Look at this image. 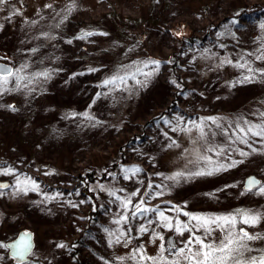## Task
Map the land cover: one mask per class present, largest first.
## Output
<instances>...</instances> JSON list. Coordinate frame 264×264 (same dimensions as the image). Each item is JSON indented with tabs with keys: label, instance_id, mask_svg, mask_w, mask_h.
<instances>
[{
	"label": "rangeland",
	"instance_id": "1",
	"mask_svg": "<svg viewBox=\"0 0 264 264\" xmlns=\"http://www.w3.org/2000/svg\"><path fill=\"white\" fill-rule=\"evenodd\" d=\"M0 9V62L13 71L27 65L19 75L29 79L49 73L0 95V182L10 183L0 188V264H17L1 243L20 230L38 233L32 259L40 264H164L161 256L187 264L167 250V238L190 255L193 236L208 243L224 235L215 225L210 235L196 230L192 216L238 210L260 217L253 225L237 218L235 231L256 237L251 248L244 241L242 258L263 256L264 193L245 192L243 183L255 174L264 185V138L249 134L240 143L237 124L264 125V0H7ZM241 9L252 14L231 23ZM208 26L211 36L200 44ZM191 28L198 38H182ZM169 48L179 51L177 62H168ZM245 62L253 73L236 66ZM117 74L126 83L101 87ZM94 165L99 206L83 209L74 175ZM201 170L211 174L190 175ZM178 172L184 175L167 179ZM18 178L39 187L18 190ZM142 200L173 229L157 212L134 216ZM176 221L193 231H175ZM137 249L145 259L133 258Z\"/></svg>",
	"mask_w": 264,
	"mask_h": 264
},
{
	"label": "snow or ice",
	"instance_id": "2",
	"mask_svg": "<svg viewBox=\"0 0 264 264\" xmlns=\"http://www.w3.org/2000/svg\"><path fill=\"white\" fill-rule=\"evenodd\" d=\"M7 2V0H0V5H3ZM50 7V6H49ZM2 10V9H0ZM71 10V8H69ZM233 24H238L239 22L236 20L231 21ZM261 27L264 28V22H261ZM92 35V33H83L81 38L84 36ZM32 51H36V49H32ZM258 59H264V56L258 57ZM224 63H231V60L225 59L222 61ZM147 64H159V61H148ZM239 68L246 69L248 73H253V69L248 65L247 62L243 64L236 65ZM27 65H22L20 68L13 69L11 68H0V95H3L6 91H15L21 87V85L24 83V81H27V84H31L33 79L44 77L45 79L48 78L49 73L48 72H37L34 74H31L32 79H29L28 76L25 75H19L22 71H26ZM145 76L149 75V73H143ZM264 75V72L261 73ZM134 78V76L132 77ZM254 77L252 75H244L243 80H251ZM126 77L120 76L119 74L114 75L111 78L105 79L101 85V87H108L109 85L117 86L118 83H126ZM12 85L11 88H9V85ZM27 86V85H24ZM100 95L99 93L97 94ZM106 95V94H105ZM11 107V106H10ZM14 110V109H13ZM85 119L92 120L93 117L89 116L87 112L84 114ZM247 124L248 122L245 121ZM197 129H199L201 133V138L204 136V130L201 125H196ZM237 129L241 133L240 136H237V140H239L240 143H248L246 137L250 134L252 136H257L260 138H264V125H249L247 128L240 127L239 124H237ZM207 151H213L212 148H208ZM223 151V150H221ZM241 155H245V153H241ZM199 159L204 160L208 163H211L210 157L201 156ZM233 163H236L235 161ZM224 165H219L218 168H223ZM218 168H214L211 171L218 170ZM127 171V170H126ZM137 171H139L137 169ZM211 171L205 172V171H196L193 173H190V175H205V174H211ZM184 173L178 172L174 176L167 177L169 180H176L178 177L183 176ZM259 181L255 179H249L247 181L248 189L250 190L254 185H259ZM29 186L35 190L39 187V185L30 178H26L24 180L17 179V189L21 191H27ZM8 185H2L0 184V188H7ZM261 193H264V185H261L259 188ZM114 195V193H110ZM131 201L125 202L124 206L128 207ZM144 204V201L142 200L139 204L135 205V211L133 212V215H143L145 213H148L149 211L157 212L159 218L164 221V227L168 228L169 230H172L174 225L173 222L165 216L163 211H159V209H148L147 207H142L141 205ZM184 215H189L188 213H184ZM240 218V222L244 224L253 225L259 220V216L255 214H251L248 211L245 210H238L235 214L228 215V216H218L214 218L209 217H201V216H192L191 219L193 221H196L198 223L199 228L196 230H199L200 228L204 229V231L210 235L211 234V226L215 225L217 228H220L224 235L218 240V242H205V238H198L193 236L191 239L188 240L185 247L188 248V252L191 253L190 255H186L183 248L181 249H175V246L173 244H169L168 251L172 252L175 251L176 255L181 256L184 258L185 261H187V264H264V256L252 259H243L244 252L247 251V245L244 243V241H250L255 239L256 237L250 236L246 231L241 229L239 233L235 231V226L237 223V218ZM127 219V217L122 216L121 220ZM121 220H116L115 223L119 224ZM151 223V221H150ZM183 229H188L187 224L181 225L179 221H176L175 224V231L182 232ZM189 231H193V229H188ZM140 231H145L144 227L140 228ZM27 233L23 234L21 237V240L18 244L13 245L15 249V254L23 258V255L28 249V244L26 241ZM123 235V233H121ZM160 239H163V237H159ZM192 244H196L199 247L196 249L195 252H192L191 247H189ZM60 247H64V245H59ZM161 250L164 251V245H161ZM136 255L140 256V259L143 260L145 257L141 254L140 250H134L133 258H135ZM147 259L156 261V258L154 257H148ZM160 261H164V264H167V261L163 256L160 257ZM159 264V262H157ZM173 264H181L180 260L173 261Z\"/></svg>",
	"mask_w": 264,
	"mask_h": 264
},
{
	"label": "trees",
	"instance_id": "3",
	"mask_svg": "<svg viewBox=\"0 0 264 264\" xmlns=\"http://www.w3.org/2000/svg\"><path fill=\"white\" fill-rule=\"evenodd\" d=\"M251 14L252 13L250 11H247V9H241L240 13L235 15L234 20L238 21L239 19H241L242 15L246 16V15H251ZM206 18H209V16H207ZM199 21L201 23H203L204 18H202V17L199 18ZM222 21H223V19L222 20L219 19L217 21H215L213 19L211 20V22H214V24H221ZM216 26H218V25H216ZM193 28H191L192 32H190V34L194 33L193 32L194 31ZM83 30L85 31L86 29H83ZM211 31H212L211 26H208L207 31L205 33H203V36L200 37V39H199V43L200 44H203L207 40V38L211 36ZM181 37L185 38L188 41H194L195 38H198V37H195L194 34L192 36L191 35H181ZM178 40L182 41L181 38H178ZM166 51L169 54V57H168L169 61L168 62H170V61L177 62V57H178L179 51L172 50L171 48L166 49ZM162 62L164 63V62H167V61H162ZM173 66H175V65H173ZM174 101H175V99L172 100L173 103H171V105L169 106V110L163 111L161 113L165 114L167 112H170L173 109V107H174L173 106L174 103H175ZM156 122H157L156 118H152V119H149L148 121H146L143 124V128L145 129V132H146L147 128L151 127ZM133 136L134 135H132L131 137L127 136V138L124 139V141H129V143H131L132 141H134V138H132ZM84 166H86V165H84ZM96 168H98V167L95 166V167H93V168H91L89 170H85V167L83 168V166H82L81 170H79L78 173L76 175H74L75 178H76L75 182L80 187V189H79L80 190V195L83 196L84 199H85V203L86 204L84 206H82L83 209H88V208H90V206H95V205H96V207L99 206V200L96 198L95 191H94L95 187H96V184H97V180H95L96 177H97ZM7 238H9V237L7 236L5 241L8 240ZM246 243L248 245H250L249 248H251L254 245L251 242V240H250V242L247 241ZM72 248L73 247H71V250H72ZM257 251H258L257 252L258 253L257 256H259L260 254H262L264 256V242L258 245ZM72 254H73V252H72ZM73 257L75 258V256H73ZM71 263H73V264H82V262L79 263L77 258L75 260H72Z\"/></svg>",
	"mask_w": 264,
	"mask_h": 264
},
{
	"label": "water",
	"instance_id": "4",
	"mask_svg": "<svg viewBox=\"0 0 264 264\" xmlns=\"http://www.w3.org/2000/svg\"><path fill=\"white\" fill-rule=\"evenodd\" d=\"M0 68H11L13 69V67L7 63H4V62H0ZM249 179H255L257 181H259V185H254L250 190L248 189V186H247V181ZM0 184L2 185H8L9 187V182H0ZM263 184V180L258 177L257 175L255 174H250L248 175L245 180H244V183H243V190L245 192H252V191H255L257 190L258 188H260V186ZM23 234H25V232H22L20 233V235L14 239L13 241H10L8 244H7V248L9 250V255L12 257V258H15V259H18L22 262H26L29 260V256L30 254L32 253L33 249H34V239H33V233L32 232H28L27 234V237H26V241H27V244H28V249L27 251L25 252V254L23 255V258H20L18 257L16 254H15V249L11 246L13 245H16L20 242L21 240V237L23 236ZM169 244H173L176 248L177 244L175 242V237L173 235L169 236L167 238V245L169 246Z\"/></svg>",
	"mask_w": 264,
	"mask_h": 264
},
{
	"label": "flooded vegetation",
	"instance_id": "5",
	"mask_svg": "<svg viewBox=\"0 0 264 264\" xmlns=\"http://www.w3.org/2000/svg\"><path fill=\"white\" fill-rule=\"evenodd\" d=\"M9 185H10V183H9ZM22 232H25V233L32 232V233H33V239H34V249H33L32 253H31L30 256H29V260L26 261V262H22V261H20V260H18V259L12 258V257L9 255V250H8V248H7V244H8L10 241H13L14 239H16V238L20 235V233H22ZM14 235H15V236H14ZM14 235H12V238H9L7 241L1 243V245H3V246L5 247V250L7 251V253H8V255H9L10 259H12L13 261L17 262V264H32L33 262H35L34 264H40V263H38L37 261H33V259H32V255H33V253H34L35 250H36L37 239H38V236H37V235H38V233H36V232H34V231H32V230H27V231H25V230H20L18 233L16 232Z\"/></svg>",
	"mask_w": 264,
	"mask_h": 264
}]
</instances>
